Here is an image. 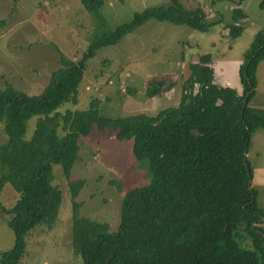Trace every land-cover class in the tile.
Instances as JSON below:
<instances>
[{
    "label": "trees",
    "instance_id": "trees-1",
    "mask_svg": "<svg viewBox=\"0 0 264 264\" xmlns=\"http://www.w3.org/2000/svg\"><path fill=\"white\" fill-rule=\"evenodd\" d=\"M170 1L146 8L130 22L94 38L93 27L86 36V51L77 61L54 46L59 65L38 94L11 85L0 88V124L7 136L0 146V191L5 185L12 188L9 203L0 201V208L9 215L6 224L13 234L12 246L0 253V264H18L31 228L39 223L50 228L56 221L63 192L53 182V166L61 170L70 191L71 241L82 264H264L263 211L251 186L253 172L246 157L251 130L264 127V109L248 105L257 65L264 59V30L244 54L239 69L241 94L214 84L210 55H199L198 62L189 63L176 105L152 115L110 117L100 114L90 101L86 109L62 115L63 125L56 117L49 120L46 151L37 159L21 154L26 121L76 101L85 60L98 48L116 43L151 19L186 24L199 32L215 24L206 21L204 13L184 8L179 0ZM80 2L88 13L103 4V0ZM236 11L237 18L226 24L231 38L243 29L239 19L245 17ZM162 85L152 81L147 95L159 94ZM94 129L111 131L120 141L132 140L135 159L146 160L150 172L148 183L124 193L114 231L108 222L80 214L82 202L76 197L85 180L69 178L80 159V141ZM30 159V171L16 178L18 165Z\"/></svg>",
    "mask_w": 264,
    "mask_h": 264
},
{
    "label": "rangeland",
    "instance_id": "rangeland-1",
    "mask_svg": "<svg viewBox=\"0 0 264 264\" xmlns=\"http://www.w3.org/2000/svg\"><path fill=\"white\" fill-rule=\"evenodd\" d=\"M170 2L103 0L97 11L88 13L80 0H0V88L11 85L29 95L38 94L50 71L59 65L54 46L77 61L86 51V36L93 30L92 38L130 22L146 8ZM179 3L193 12L204 13L206 21L215 24L207 32H199L186 24L151 19L122 35L116 43L98 48L92 58L85 60L76 101L64 103L47 116H32L26 121L21 154L34 155L37 159L44 149V136L48 132L45 125L49 120L56 117L57 123L63 125L62 115L86 109L90 101L96 103L100 114L110 117L152 115L176 105L181 84L189 75V63L198 62L199 55H210L214 84L241 94L239 69L244 54L264 30V0H179ZM238 9L245 17L239 19L243 29L231 38L226 24L237 18ZM156 80L163 83V90L149 97L146 89ZM252 92L248 105L264 109V59L257 65ZM6 140L0 124V146ZM132 144V140H117L111 131L94 129L80 141V159L70 170L71 180H85L76 197L82 202L80 214L108 222L113 231L118 225L124 193L150 180L146 160L135 159ZM246 157L253 172L251 186L263 211L264 228V127L251 130ZM31 160L18 165L16 178L30 171L27 165ZM53 169V182L63 192L57 219L50 228L41 223L31 228L18 264H82L71 241L70 191L58 166ZM11 191L9 185L0 191L2 203H9ZM7 218L9 215L0 208V253L13 244Z\"/></svg>",
    "mask_w": 264,
    "mask_h": 264
}]
</instances>
